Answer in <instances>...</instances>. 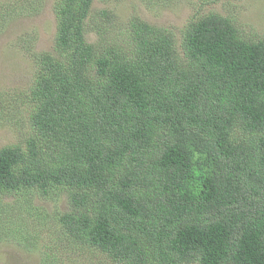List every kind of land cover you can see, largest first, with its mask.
I'll return each instance as SVG.
<instances>
[{"label":"trees","instance_id":"trees-1","mask_svg":"<svg viewBox=\"0 0 264 264\" xmlns=\"http://www.w3.org/2000/svg\"><path fill=\"white\" fill-rule=\"evenodd\" d=\"M54 1L53 52L34 53L22 98L31 131L0 149V219L32 216L18 242L56 239L40 264H264V38L210 12L180 53L138 14L123 30L94 0ZM45 2L0 1V26ZM63 197L46 232L35 200Z\"/></svg>","mask_w":264,"mask_h":264},{"label":"rangeland","instance_id":"rangeland-1","mask_svg":"<svg viewBox=\"0 0 264 264\" xmlns=\"http://www.w3.org/2000/svg\"><path fill=\"white\" fill-rule=\"evenodd\" d=\"M54 2L46 0L40 13L33 17L21 18L0 26V104L1 100L5 102L0 107V149L22 143V136L31 131L28 120L31 105L22 104V98L28 96L36 73L34 53L53 52L57 31ZM92 8L94 15L103 9L112 10L119 16L118 20L123 21V26H120L123 30L124 23L132 14H138L152 25L168 29L173 33L180 53L183 30L190 20L210 12L229 16L246 35L254 39L264 38V0H159L151 7L141 0H94ZM88 27L92 28L93 23L89 22ZM97 38L94 31L87 35L88 42L96 41ZM11 199L2 197L3 202ZM35 206L44 208L46 232L57 227L55 212L68 210L64 197L56 203L36 199ZM9 217L8 214L5 220L0 219L4 220L0 225V264H40L42 253L55 246L58 241H51V237L45 236L40 241L18 242L16 238L24 233L15 234V225H18V221L26 224L31 221L32 216L29 218L27 212H23L12 218L15 220L14 224L8 223ZM72 254L70 252L69 257ZM66 256L68 254L60 253L58 258L65 261V264H105L97 259H68Z\"/></svg>","mask_w":264,"mask_h":264}]
</instances>
